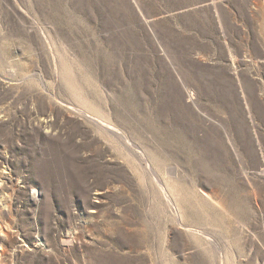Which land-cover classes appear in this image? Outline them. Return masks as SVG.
<instances>
[{
  "label": "rangeland",
  "instance_id": "obj_1",
  "mask_svg": "<svg viewBox=\"0 0 264 264\" xmlns=\"http://www.w3.org/2000/svg\"><path fill=\"white\" fill-rule=\"evenodd\" d=\"M0 264H264V0H0Z\"/></svg>",
  "mask_w": 264,
  "mask_h": 264
},
{
  "label": "bare ground",
  "instance_id": "obj_2",
  "mask_svg": "<svg viewBox=\"0 0 264 264\" xmlns=\"http://www.w3.org/2000/svg\"><path fill=\"white\" fill-rule=\"evenodd\" d=\"M99 124H101L102 126H105V127H107V129H109V130H111V131H115V132H117L114 128H112V127H110V126H108V125H104V124H102V123H99ZM106 129V128H105ZM123 138L124 139H126L124 136H123ZM127 140V139H126ZM128 141V140H127ZM128 146V145H127ZM134 147V146H133ZM142 156H143V154H141ZM146 169L147 170H150V167L147 165L146 166ZM153 174V173H152ZM160 189H161V191H162V193L164 194V197L166 198V201L168 202V203H171V206H170V208L172 209V212H175V216H176V218L178 219L179 217H178V210H177V212H176V208L172 205V200H170L169 198H168V196L166 195V193L164 192V190L161 188V187H159ZM200 232V231H199ZM201 233V232H200ZM222 261V260H221Z\"/></svg>",
  "mask_w": 264,
  "mask_h": 264
}]
</instances>
